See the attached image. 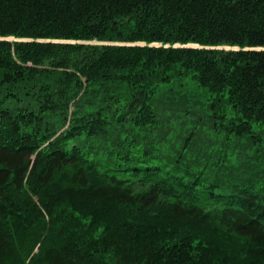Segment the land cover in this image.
I'll use <instances>...</instances> for the list:
<instances>
[{"label": "trees", "instance_id": "trees-1", "mask_svg": "<svg viewBox=\"0 0 264 264\" xmlns=\"http://www.w3.org/2000/svg\"><path fill=\"white\" fill-rule=\"evenodd\" d=\"M0 264H264V0H0Z\"/></svg>", "mask_w": 264, "mask_h": 264}, {"label": "rangeland", "instance_id": "rangeland-1", "mask_svg": "<svg viewBox=\"0 0 264 264\" xmlns=\"http://www.w3.org/2000/svg\"><path fill=\"white\" fill-rule=\"evenodd\" d=\"M9 39H14V38L9 37ZM188 87L192 88L193 90H197V86L193 81H189Z\"/></svg>", "mask_w": 264, "mask_h": 264}]
</instances>
